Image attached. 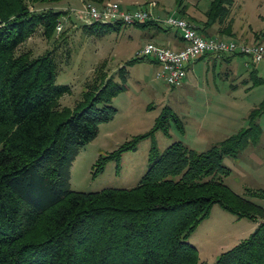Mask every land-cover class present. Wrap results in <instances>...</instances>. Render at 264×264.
<instances>
[{"label": "trees", "instance_id": "16d2710c", "mask_svg": "<svg viewBox=\"0 0 264 264\" xmlns=\"http://www.w3.org/2000/svg\"><path fill=\"white\" fill-rule=\"evenodd\" d=\"M59 1L0 0V264H203L188 238L215 204L238 218L264 217L263 206L223 180L230 174L224 157L236 156L260 138L264 102L250 112L247 128L205 151L182 141L160 151L153 142L149 167L136 186L73 190L72 163L96 138L99 125L116 114L112 101L126 88L128 69L127 64L118 69L120 81L101 73L102 82L73 108L61 107L59 99L70 86L56 83L52 54H17L39 27L47 38L54 36L67 11L35 7ZM105 1L84 0L97 5ZM177 2L183 12L185 0ZM232 4L212 0L204 30L217 24L220 35L233 36ZM150 24L157 23H135ZM102 25L118 28L122 23ZM255 71L254 84L264 83ZM166 114L162 111L148 132L100 156L93 176L109 161L119 163L125 152L136 151L157 130L168 134L161 122L168 119ZM246 194L264 198V189H246ZM212 264H264V222Z\"/></svg>", "mask_w": 264, "mask_h": 264}, {"label": "rangeland", "instance_id": "374dc122", "mask_svg": "<svg viewBox=\"0 0 264 264\" xmlns=\"http://www.w3.org/2000/svg\"><path fill=\"white\" fill-rule=\"evenodd\" d=\"M106 1L119 2L125 7L132 0ZM151 1L156 2L155 7L149 5ZM188 1L199 3L200 8H208L212 0H185L184 4ZM84 3V0H61L35 8L81 10ZM132 4L135 7L129 9L146 8L162 19L178 7L177 0H134ZM231 18L239 39L224 38L264 43V0H233ZM157 26L167 27L163 21L147 26L122 24L112 28L96 24L89 27L72 15L71 21L52 38H47L43 28L39 27L17 50V54L29 52L32 56L52 54L58 70L56 83L70 86V91L59 99L61 107L73 108L86 91L102 82L101 73L113 75L120 81L117 71L127 64L126 88L112 101L116 114L99 125L96 138L72 163L70 185L73 190L94 192L136 186L149 167L153 142L160 151L177 141L197 152L205 151L247 128L250 112L264 102V83L254 84V79L250 78L253 70L259 69L264 74V63L255 65L245 55H236L239 76L227 74L226 65L220 62L215 70L211 66L206 72L207 65L201 61L197 73L189 71L186 85L175 87L167 83L158 76L160 66L157 62L140 54L146 43L153 41L151 35L157 33ZM164 32L174 33L171 28ZM252 34L257 38L254 39ZM154 41L160 42L158 38ZM136 58L140 59L130 62ZM201 67L205 72L200 73ZM162 111L167 113L168 119L161 118V122L168 134L162 129L157 130L142 140L136 151L125 152L119 163L109 161L104 171L93 176L94 165L100 156L108 155L134 136L151 130ZM258 118L262 131L259 141L255 145L247 144L236 156L224 157L223 164L230 169V174L223 176V180L236 193L264 207V198L246 194V189H264V112ZM259 222H264V217L258 221L238 218L215 204L210 216L202 221L188 241L197 248L201 263L212 264L221 253L247 238Z\"/></svg>", "mask_w": 264, "mask_h": 264}, {"label": "built area", "instance_id": "2783aa9c", "mask_svg": "<svg viewBox=\"0 0 264 264\" xmlns=\"http://www.w3.org/2000/svg\"><path fill=\"white\" fill-rule=\"evenodd\" d=\"M149 5L155 7L156 2L151 1ZM66 11L56 24L57 32L64 29L66 22L71 21L72 15H75L86 25L95 23L135 24L151 20L156 23L163 21L167 27L177 29L185 42L182 49H173L149 42L140 51L142 56L151 57L157 61L160 66L158 76L175 87L183 85L187 76V66L205 54L245 55L250 57L255 65L264 63V43H246L220 36H205L194 23L187 18L178 16L176 12L162 19L159 16L155 17L152 11L146 8L123 9L121 4L115 1H105L101 5L85 2L84 8L81 10L67 9Z\"/></svg>", "mask_w": 264, "mask_h": 264}, {"label": "crops", "instance_id": "0c3cea01", "mask_svg": "<svg viewBox=\"0 0 264 264\" xmlns=\"http://www.w3.org/2000/svg\"><path fill=\"white\" fill-rule=\"evenodd\" d=\"M132 1H134V0H132ZM132 1H129V3L127 5H125V7L123 5L122 6L124 8H127V9L133 8V7H135V5L132 4ZM185 5H186V7H185V10H183V12H180V9L176 8L175 9L176 14L178 16L185 17V18L193 21L194 24L197 26V28L199 29V31L203 35L208 36V37L220 36V37H230V38L239 39V38H236V32H234V30H233V32L235 34L233 36L220 35L219 26L217 24H214L208 31L204 30V24L203 23L205 20V12L209 8V6H208V8H200V7H198L199 3H194V2H190V1H188V3ZM135 26H138V25H135ZM158 28H159V30L157 31V33L151 35V37H152L151 40L153 39V41H149V42L157 43L159 45L168 46V47H171L173 49H182L185 46V42L183 41V39H182V37H181V35L177 29L171 28V27H158ZM169 28H171L174 31V33L168 34L167 32H164V30L169 29ZM252 35H254V37L252 36L254 39L257 38L256 34H252ZM156 38H158L160 40V42H155L154 39H156ZM241 41H244V40H241ZM248 41L246 40L245 42L251 43ZM236 57H237L236 55L205 54L204 56L199 58L196 62L190 63L187 66V76H186V79H185L183 85L187 84V80H188L190 70H195V72L197 73V71H198L197 67L199 65L198 63L201 61H203V63H206V65H207L206 66L207 67L206 72H208L210 70L211 66L213 67V70H215L217 68L216 64L218 62H220L221 65H224V64L226 65L225 70H226L227 74H229V75L235 74V76H239V68H238ZM202 68L203 67L200 68V73L205 72L204 69L202 70ZM251 72H250V78L252 79V76H251L252 73ZM255 72L256 73H254L253 75L264 78V74H261L259 69H257ZM258 141H259V139H258ZM257 142H255V143L252 142L251 144L255 145V144H257Z\"/></svg>", "mask_w": 264, "mask_h": 264}, {"label": "bare ground", "instance_id": "6f19581e", "mask_svg": "<svg viewBox=\"0 0 264 264\" xmlns=\"http://www.w3.org/2000/svg\"><path fill=\"white\" fill-rule=\"evenodd\" d=\"M135 25V24H134Z\"/></svg>", "mask_w": 264, "mask_h": 264}]
</instances>
